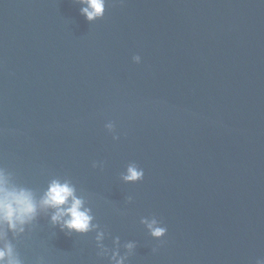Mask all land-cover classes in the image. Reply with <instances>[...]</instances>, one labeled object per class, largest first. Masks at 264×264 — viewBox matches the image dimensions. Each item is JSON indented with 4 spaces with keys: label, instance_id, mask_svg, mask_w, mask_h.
I'll return each instance as SVG.
<instances>
[{
    "label": "water",
    "instance_id": "95a60500",
    "mask_svg": "<svg viewBox=\"0 0 264 264\" xmlns=\"http://www.w3.org/2000/svg\"><path fill=\"white\" fill-rule=\"evenodd\" d=\"M87 7L0 0V174L37 206L22 231L0 225V250L264 264V0H104L91 21ZM53 181L83 201L86 233L52 222Z\"/></svg>",
    "mask_w": 264,
    "mask_h": 264
},
{
    "label": "clouds",
    "instance_id": "9594fccd",
    "mask_svg": "<svg viewBox=\"0 0 264 264\" xmlns=\"http://www.w3.org/2000/svg\"><path fill=\"white\" fill-rule=\"evenodd\" d=\"M87 4L83 9L86 18L91 21L102 16L104 11V0H82ZM139 62V57L136 58ZM144 176L143 170H137L135 167H129L128 174L124 177L125 181L134 182L141 180ZM42 205L56 209V214L51 217L54 224L61 223L63 228L71 232L86 233L90 228L92 217L88 210L83 208V201L75 196L74 189L67 183L61 184L53 181L48 191L45 193ZM37 213V206L31 193L20 190H8L7 180L0 174V225L7 224L10 230H16L23 225L32 221ZM149 225L151 234L156 239H162L167 232L165 227H154ZM129 248L132 245L128 246ZM11 257V248L5 247L0 250V264H18ZM8 258V259H6ZM117 264H123L117 261Z\"/></svg>",
    "mask_w": 264,
    "mask_h": 264
}]
</instances>
